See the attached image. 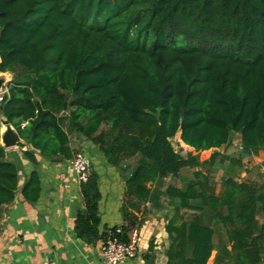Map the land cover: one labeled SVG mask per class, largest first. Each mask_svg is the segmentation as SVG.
I'll return each mask as SVG.
<instances>
[{
  "label": "trees",
  "instance_id": "obj_1",
  "mask_svg": "<svg viewBox=\"0 0 264 264\" xmlns=\"http://www.w3.org/2000/svg\"><path fill=\"white\" fill-rule=\"evenodd\" d=\"M0 73L11 75L0 116L31 163L72 161L78 135L122 169L125 233L174 209L166 264H264V188L231 174L219 192L194 178L178 187L199 156L171 143L180 134L217 151L237 134L251 155L264 151V0H0ZM11 156L0 134V220L18 193ZM80 185L77 237L105 242L117 227L100 235L99 175L90 168ZM41 191L34 170L21 195L33 204ZM144 260L155 264L154 238Z\"/></svg>",
  "mask_w": 264,
  "mask_h": 264
},
{
  "label": "crops",
  "instance_id": "obj_2",
  "mask_svg": "<svg viewBox=\"0 0 264 264\" xmlns=\"http://www.w3.org/2000/svg\"><path fill=\"white\" fill-rule=\"evenodd\" d=\"M2 120H5L3 115L0 116V134L5 131ZM21 143L24 148L6 149L19 167V187L16 200L5 206L0 220V264H96L102 258L104 242L87 244L75 231L76 213L84 209L85 203L72 161L53 163L36 153L37 164H33L23 156L30 146L22 139ZM70 144L75 151L84 146L91 169L100 178V235L126 225L122 214L125 192L122 169L108 165L102 152L87 139L73 135ZM34 170L39 174L42 191L40 199L31 204L23 199L21 190ZM146 207L149 209L148 204ZM144 218L139 229L138 256L125 264H145L144 255L152 238L156 243L155 264H166L165 249L169 241L165 224L168 220L161 211Z\"/></svg>",
  "mask_w": 264,
  "mask_h": 264
},
{
  "label": "rangeland",
  "instance_id": "obj_3",
  "mask_svg": "<svg viewBox=\"0 0 264 264\" xmlns=\"http://www.w3.org/2000/svg\"><path fill=\"white\" fill-rule=\"evenodd\" d=\"M5 92L6 89L0 93V98ZM171 143L175 151L186 158L190 156H199L198 164L190 169L184 170L182 172V179L173 181L178 187H184L185 180L194 178L199 182L200 188L203 191L208 192L214 190L215 192H219L223 176L231 174L240 181L253 182L258 187L264 188V151H261L258 155H251L244 150L240 136L237 134L233 135L229 146L218 149L217 151L210 150L197 153L181 141L180 134H177L171 140ZM78 152L88 157L84 146H81ZM215 152L219 153L218 157H213ZM196 172L202 175V177L196 176ZM173 211V208L168 207L166 210L162 211V215H170ZM183 214L185 218H189V212H183ZM259 220H262L261 215Z\"/></svg>",
  "mask_w": 264,
  "mask_h": 264
},
{
  "label": "built area",
  "instance_id": "obj_4",
  "mask_svg": "<svg viewBox=\"0 0 264 264\" xmlns=\"http://www.w3.org/2000/svg\"><path fill=\"white\" fill-rule=\"evenodd\" d=\"M72 167L80 183L88 180L91 163L85 154L78 152L72 160ZM124 236L127 238L126 241ZM140 241L139 229L133 228L125 233L121 227H118L104 242L102 258L96 264H125L127 261L136 259Z\"/></svg>",
  "mask_w": 264,
  "mask_h": 264
},
{
  "label": "water",
  "instance_id": "obj_5",
  "mask_svg": "<svg viewBox=\"0 0 264 264\" xmlns=\"http://www.w3.org/2000/svg\"><path fill=\"white\" fill-rule=\"evenodd\" d=\"M11 75L8 73H0V93L4 91L7 84L11 80ZM1 123L5 127V131L1 133V145L5 149H12L19 147L21 144V138L16 129L7 120H2Z\"/></svg>",
  "mask_w": 264,
  "mask_h": 264
}]
</instances>
